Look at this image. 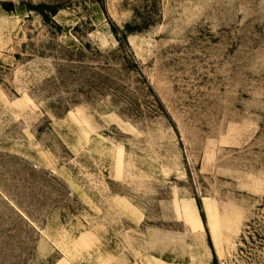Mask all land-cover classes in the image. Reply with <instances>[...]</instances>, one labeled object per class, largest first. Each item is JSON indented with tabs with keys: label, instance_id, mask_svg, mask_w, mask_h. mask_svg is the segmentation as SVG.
I'll return each mask as SVG.
<instances>
[{
	"label": "rangeland",
	"instance_id": "obj_1",
	"mask_svg": "<svg viewBox=\"0 0 264 264\" xmlns=\"http://www.w3.org/2000/svg\"><path fill=\"white\" fill-rule=\"evenodd\" d=\"M0 264H264V0H0Z\"/></svg>",
	"mask_w": 264,
	"mask_h": 264
},
{
	"label": "trees",
	"instance_id": "obj_2",
	"mask_svg": "<svg viewBox=\"0 0 264 264\" xmlns=\"http://www.w3.org/2000/svg\"><path fill=\"white\" fill-rule=\"evenodd\" d=\"M7 10H12V8H6Z\"/></svg>",
	"mask_w": 264,
	"mask_h": 264
}]
</instances>
